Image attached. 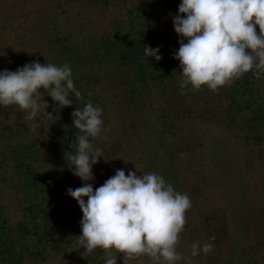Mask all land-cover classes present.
Wrapping results in <instances>:
<instances>
[{"label":"rangeland","instance_id":"374dc122","mask_svg":"<svg viewBox=\"0 0 264 264\" xmlns=\"http://www.w3.org/2000/svg\"><path fill=\"white\" fill-rule=\"evenodd\" d=\"M175 3L0 0V70L69 64L81 92L60 111L45 96L53 117L41 111L32 121L16 105L0 106V264H105L117 255L78 249L82 211L66 194L83 183L68 168L80 134L71 113L88 102L104 109L102 133L90 138L103 155L92 169L94 190L117 169L159 174L191 200L178 264H264V74L250 70L247 84L234 79L215 91L181 89L179 61L166 82L124 62L141 24L155 22L165 36L161 10L171 13ZM196 242L201 251L191 257ZM126 264L153 261L141 255Z\"/></svg>","mask_w":264,"mask_h":264},{"label":"clouds","instance_id":"9594fccd","mask_svg":"<svg viewBox=\"0 0 264 264\" xmlns=\"http://www.w3.org/2000/svg\"><path fill=\"white\" fill-rule=\"evenodd\" d=\"M172 22L180 37L173 58L180 62L181 89L190 85L194 90L206 86L215 91L250 70L257 77L264 74V0H181ZM144 51L147 59L162 58L159 47L145 46ZM45 96L56 102V111L73 104L70 96L81 98L69 64L37 60L14 71L0 70V106H18L29 121L41 111L53 117L46 112ZM103 111L88 102L71 113L72 125L80 134L68 168L83 183L66 194L82 211L78 249L83 247L84 253L98 248L115 251L117 255L109 256L105 264H117L121 254L123 264L141 255L150 257L153 264H178L184 257L177 245L185 212L191 207L186 193L176 191L154 172L137 175L129 171L126 175L117 169L95 190L89 183L95 178L93 166L103 157L102 149L90 139L102 133ZM191 248V257L200 254L199 242ZM212 248L211 243H204L202 251L208 253ZM185 264H191V259Z\"/></svg>","mask_w":264,"mask_h":264},{"label":"trees","instance_id":"16d2710c","mask_svg":"<svg viewBox=\"0 0 264 264\" xmlns=\"http://www.w3.org/2000/svg\"><path fill=\"white\" fill-rule=\"evenodd\" d=\"M180 2L181 0H176L175 7L173 8L171 13H167L164 10V8L163 10H161L163 14L161 18L165 17L166 21L169 19L168 20L169 30L166 32L165 36H162V34L158 35L159 28L155 26L156 24L155 22L152 23L151 21L148 23H143L138 27L137 29L138 35L140 33H143V36H137L135 41H128L124 51V62L127 63L128 61L129 63H131L134 70L136 72H139L140 75H143V72L146 73L150 72L149 74L152 75L151 77H154L156 80H162L165 82L168 81L170 78H173V76L175 75V70H176L175 68L178 60L173 58V54L179 48L178 41L180 37H178V35L174 31L172 17L177 14L178 5L180 4ZM164 4H166V0H153V8L161 5L164 6ZM155 13L156 12H154V14ZM156 18H159V16H156ZM169 38L172 40L171 42H173L174 44L173 52L171 55L167 54L165 48L166 43H168L167 39ZM145 46H149L153 49L159 47L158 54L161 55L162 58L159 61L155 60L153 57H148L147 59L144 51ZM247 73H245L240 78H237L236 80L238 81L240 79L239 81L247 84V82H245L248 80L247 78H252V77H248ZM249 85L251 84L249 83ZM254 112L255 111L251 113L253 114ZM0 217H2L1 213H0Z\"/></svg>","mask_w":264,"mask_h":264}]
</instances>
